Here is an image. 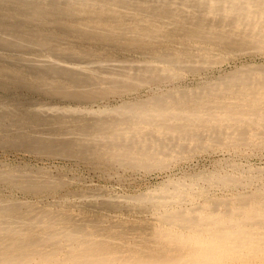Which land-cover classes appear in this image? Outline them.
I'll return each mask as SVG.
<instances>
[{"label":"bare ground","instance_id":"obj_1","mask_svg":"<svg viewBox=\"0 0 264 264\" xmlns=\"http://www.w3.org/2000/svg\"><path fill=\"white\" fill-rule=\"evenodd\" d=\"M258 53L264 0H0V148L75 170L165 169L212 147L253 156L264 63L221 64ZM204 70L217 75L178 86ZM227 166L126 195L0 163V264H264V170Z\"/></svg>","mask_w":264,"mask_h":264},{"label":"rangeland","instance_id":"obj_2","mask_svg":"<svg viewBox=\"0 0 264 264\" xmlns=\"http://www.w3.org/2000/svg\"><path fill=\"white\" fill-rule=\"evenodd\" d=\"M247 60H248V62H247ZM252 60H254V61H252ZM248 63H264V55H261L258 53V55L253 54V55H248V56L246 55L244 57L240 56L239 58H236L235 60L230 59V61L228 60L221 65H222L223 69L228 68L227 70H229V69H232L233 66H236V65L238 66V65L248 64ZM200 75L194 74L193 72H191V73L187 74L184 77V79L180 80L179 83H177V84H178V86L182 85L184 87H192V88L197 87L201 81V78L213 79L216 77L217 73H216V71H212V70L211 71L210 70H204ZM167 87H171V85L167 86ZM172 87H174V86H172ZM146 91L147 90L145 88L140 92L141 95L140 94H137V95L146 96L148 93ZM24 93L29 94V92H27V91H24ZM30 95H33L35 98L39 97V98H42L44 100H48V98L41 93H30ZM131 96H134V95H131ZM126 98H128V97H126ZM107 100L110 101V104L112 106L118 105L121 101V99H119L118 97H115V96H110L108 99H106V101ZM54 101H57L56 103L61 102L59 100H54ZM102 102L104 103V101H102ZM99 105H102V103H99ZM92 107L96 108L97 105L96 106L93 105ZM7 148H0V150L2 151V152L0 151V163L4 164L5 166H7V165L8 166L9 165H17V166L23 165L24 166L25 164H28V163L31 165L34 164V166H37V167H42V165H43L48 170L52 169V171H53V169H54L55 171H53V172H55V173H56V169H57L58 171H63L64 173L66 172L69 177L74 175L76 177V179H74L73 181L76 180V182L74 183V186H73V184L69 185L68 189H76L79 186H81V187H90V186L93 187L94 186V187H100V188H106V187L110 188V186H112L113 189H115L114 190L115 192L117 191V193H122V194H126V195H132V194L133 195H135V194L139 195L140 193H142L148 189H151L157 185L164 183L165 181H167L169 178H172V177L179 178L182 176H192V174H193V176H196V175H198V173L199 174H201V173L210 174V173H214L218 169L220 171L222 169L223 170L230 169L227 165H232V164L233 165L237 164L238 166L240 165L241 168L246 167V168H250V169L256 168V169H261V170L263 169L264 170V150L263 149L258 150L257 148H253L254 149L252 151V153L254 154L253 156L252 155L251 156L243 155V153L235 156L234 154H232L233 152H231L230 154H227V152H225V151L228 149H226L224 147H212L213 149H207L206 148V149H201V150L190 151L189 154L184 159H178V160H175V162L172 161L169 164L170 167L168 166L165 169H161V168L156 169L155 168L152 171H149L146 169H138V170L132 171V169H130V168H126V170H125V168H119L118 166H114V168L112 166L113 169L110 167L106 168L103 165H100L101 167L96 166L98 168L99 167L101 168L102 171L99 168V170L101 172H99L98 169L93 170L92 167L90 166V164H80L78 166V168H76V170H75L74 168H71L72 162H70V160H67V159L65 160L62 158L61 159L55 158V159H49L48 160V158L43 157L44 155H42V156L39 155V157H38L35 154H31V153H29L30 155L24 154L23 152H21V154H20L19 153L20 151H18V150L16 151V149L14 150L11 147H9L8 149ZM255 150L256 151L258 150V151L256 152ZM229 155H231V156H229ZM223 157H225L226 160ZM227 163H229V164H227ZM50 167H51V169H50ZM108 169H110V170H108ZM117 169H118V171H117ZM214 169H216V170H214ZM219 170L217 172H219ZM115 171H116L115 176L112 175V177H111L110 174L105 175V174H108L109 172L112 174V172L114 173ZM253 171H254V173H256L255 172L256 170H253ZM221 172H223V171H221ZM109 176L111 178H109ZM260 178H261V182H262L264 180V171L261 172ZM164 179H166V180H164ZM95 185H97V186H95ZM253 187L255 188L256 185H253ZM207 190L210 194H212V195L214 194L213 199H216V201H221V199L229 197L230 199H232L231 203H230L231 205H235L237 203V200H235V197L233 196L236 194V191H233V189L222 188V190H221V189H215V188L209 187V189H207ZM222 191H223V193H222ZM228 193H230V194H228ZM16 195L21 198V196H20L21 194L19 191L16 192ZM253 199H255L256 202H257V200H260V202L264 201V198H258V199L253 198ZM233 263L240 264L237 261H234Z\"/></svg>","mask_w":264,"mask_h":264}]
</instances>
